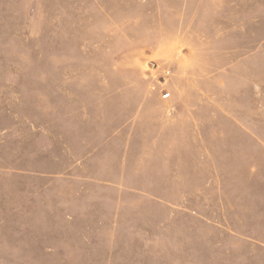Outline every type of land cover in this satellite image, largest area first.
I'll list each match as a JSON object with an SVG mask.
<instances>
[{"label":"rangeland","instance_id":"374dc122","mask_svg":"<svg viewBox=\"0 0 264 264\" xmlns=\"http://www.w3.org/2000/svg\"><path fill=\"white\" fill-rule=\"evenodd\" d=\"M0 264H264V0H0Z\"/></svg>","mask_w":264,"mask_h":264},{"label":"crops","instance_id":"0c3cea01","mask_svg":"<svg viewBox=\"0 0 264 264\" xmlns=\"http://www.w3.org/2000/svg\"><path fill=\"white\" fill-rule=\"evenodd\" d=\"M144 95V94H143ZM152 98H150V100H155L156 102H158L157 104H159V98L156 97V96H151ZM142 100H146V99H149V96L148 95H144L143 98H141Z\"/></svg>","mask_w":264,"mask_h":264}]
</instances>
